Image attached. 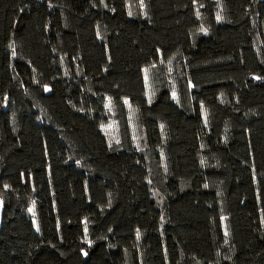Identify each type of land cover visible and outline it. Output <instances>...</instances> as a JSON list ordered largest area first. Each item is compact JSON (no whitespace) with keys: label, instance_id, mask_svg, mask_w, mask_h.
I'll return each mask as SVG.
<instances>
[{"label":"trees","instance_id":"1","mask_svg":"<svg viewBox=\"0 0 264 264\" xmlns=\"http://www.w3.org/2000/svg\"><path fill=\"white\" fill-rule=\"evenodd\" d=\"M0 197V264H264V0H0Z\"/></svg>","mask_w":264,"mask_h":264},{"label":"rangeland","instance_id":"2","mask_svg":"<svg viewBox=\"0 0 264 264\" xmlns=\"http://www.w3.org/2000/svg\"><path fill=\"white\" fill-rule=\"evenodd\" d=\"M104 132L109 137L110 140L117 139V127L111 122L103 127ZM3 205V204H2Z\"/></svg>","mask_w":264,"mask_h":264},{"label":"crops","instance_id":"3","mask_svg":"<svg viewBox=\"0 0 264 264\" xmlns=\"http://www.w3.org/2000/svg\"><path fill=\"white\" fill-rule=\"evenodd\" d=\"M3 201L0 197V225H1V220H2V211H3Z\"/></svg>","mask_w":264,"mask_h":264},{"label":"snow or ice","instance_id":"4","mask_svg":"<svg viewBox=\"0 0 264 264\" xmlns=\"http://www.w3.org/2000/svg\"><path fill=\"white\" fill-rule=\"evenodd\" d=\"M142 6H143V3H142ZM130 15H131V13H129ZM221 17L218 15L217 16V19H220ZM202 31H207L206 29H201ZM145 72H147V69H145ZM46 90H47V88H46ZM173 96L175 97V93H173ZM125 103H127V101H125ZM205 187H207V185H205Z\"/></svg>","mask_w":264,"mask_h":264}]
</instances>
